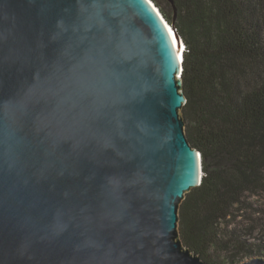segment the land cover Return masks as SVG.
Wrapping results in <instances>:
<instances>
[{"label":"water","instance_id":"water-1","mask_svg":"<svg viewBox=\"0 0 264 264\" xmlns=\"http://www.w3.org/2000/svg\"><path fill=\"white\" fill-rule=\"evenodd\" d=\"M170 28L145 0H0V264H208L178 232L202 171Z\"/></svg>","mask_w":264,"mask_h":264},{"label":"trees","instance_id":"trees-1","mask_svg":"<svg viewBox=\"0 0 264 264\" xmlns=\"http://www.w3.org/2000/svg\"><path fill=\"white\" fill-rule=\"evenodd\" d=\"M150 1L184 46L181 114L201 158L179 237L207 263L211 251L234 260L243 246L225 239L226 227L247 195L264 192V0Z\"/></svg>","mask_w":264,"mask_h":264},{"label":"rangeland","instance_id":"rangeland-1","mask_svg":"<svg viewBox=\"0 0 264 264\" xmlns=\"http://www.w3.org/2000/svg\"><path fill=\"white\" fill-rule=\"evenodd\" d=\"M235 218L230 219L225 230V239L243 246L234 260H230L233 252H214L208 255V264H240L252 258L264 259V192L247 195ZM229 238V239H228Z\"/></svg>","mask_w":264,"mask_h":264},{"label":"snow or ice","instance_id":"snow-or-ice-1","mask_svg":"<svg viewBox=\"0 0 264 264\" xmlns=\"http://www.w3.org/2000/svg\"><path fill=\"white\" fill-rule=\"evenodd\" d=\"M146 3H150V0H145ZM169 32H171V29H169ZM197 156H199V154L197 153Z\"/></svg>","mask_w":264,"mask_h":264},{"label":"bare ground","instance_id":"bare-ground-1","mask_svg":"<svg viewBox=\"0 0 264 264\" xmlns=\"http://www.w3.org/2000/svg\"><path fill=\"white\" fill-rule=\"evenodd\" d=\"M156 8V7H155ZM169 26V25H168ZM171 29V28H170ZM173 34V33H172ZM174 40H175V38H174ZM175 43H176V41H175ZM183 45V44H182ZM177 47H178V49L180 50V49H182V48H179V45H177Z\"/></svg>","mask_w":264,"mask_h":264}]
</instances>
